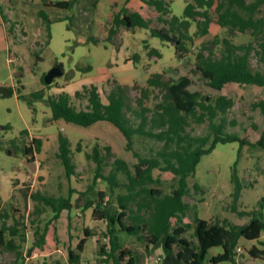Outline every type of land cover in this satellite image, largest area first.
<instances>
[{"label": "rangeland", "instance_id": "1", "mask_svg": "<svg viewBox=\"0 0 264 264\" xmlns=\"http://www.w3.org/2000/svg\"><path fill=\"white\" fill-rule=\"evenodd\" d=\"M36 1V0H35ZM49 1V0H45ZM58 1V0H51ZM169 3L171 14L181 16L186 0H165ZM252 1V0H247ZM91 0H78L71 9H57L42 6L41 2L30 0H0V85L12 88L7 96H0V212H7L8 224L19 220V229L25 231V241L22 242L23 264H70L68 248H76L77 242L84 237V229L99 236L101 244L108 245L104 235L106 222L95 220L91 208L83 210V200L76 205L80 193L92 186L90 195L101 190L107 195L112 207L118 206L117 194H125L126 188L115 187L110 191L107 182L102 179L94 181L95 164L85 156L95 144L110 146L103 169L108 174L116 157L122 158L132 169L137 161L133 152L140 155H150L160 149L162 143L153 138L135 140L132 149L126 148V140L118 129L107 121H98L90 126H80L65 122L62 119L51 120V111L44 99L33 100L32 105L26 99L19 97L18 87L23 85L21 93L29 95L32 91L43 90L44 97L65 91L71 96L85 85L94 84L98 87L101 98L106 102L110 89L109 80L128 84L129 96L135 100L141 94V88L146 86L147 78L156 72L166 71L167 77L190 73L192 65L184 66L176 57L174 46L151 36L149 29L135 27L126 29L120 27L111 39L108 38L109 28L114 13L124 6L129 11H136L145 18H151L152 26H162L156 17L157 12L142 0H98L95 10L90 11ZM40 8H44L52 19L50 24V40L43 41V28L38 16ZM78 14L76 26L67 27L66 20H56L59 15ZM214 18V11H211ZM192 25L189 32L192 33ZM92 36L97 42L88 40ZM218 37H230L234 43L250 40L248 33H235L229 36L224 28L214 21L210 22L206 35L193 38L189 44L196 51L207 44L216 54L222 46L212 44ZM39 43V44H38ZM151 48L159 51V56L150 55ZM40 59L36 61L35 53ZM137 55L136 62H126ZM191 60L193 55L191 54ZM253 69L264 70V60L258 61L251 55ZM61 64L63 75L56 77L49 85L41 81V77L54 65ZM195 82L191 90L201 88L207 93H222L233 99V105L223 115L226 130L236 132L254 141L264 128V88L252 85L227 83L219 92L208 87L197 74L190 73ZM71 75V76H68ZM157 90H153L147 106L152 107L158 100ZM77 108L85 107V101L73 100ZM220 116V115H219ZM218 116V117H219ZM218 117L216 119H218ZM219 120V119H218ZM26 129V133L21 134ZM187 130L191 135L207 132V121L201 124L191 123ZM66 135L70 142L71 156L75 164V173L68 179L57 156L58 135ZM40 138L39 150H33V160L24 153V147L29 146L32 138ZM33 164L34 168H31ZM236 174L241 189L237 199L234 198L235 185L231 178ZM153 177L157 180L148 184L149 188L158 190L156 195L170 193L176 187V180L169 171L153 169ZM120 181H126L121 173L117 174ZM188 192L183 196L187 209L183 214L171 218L170 230L181 227L180 236L197 243L194 233L195 217L210 222L227 220L241 224L250 220L251 213L258 209L264 221V149L261 147L240 146L239 142L218 143L215 148L201 156L193 175L187 177ZM69 189H73L71 199L73 207L68 212L64 210L58 219L49 226L43 249H34L31 255L28 249L34 241L31 220L43 226L52 216L49 207L33 200L32 194L39 191L43 194L66 197ZM146 197V194L142 193ZM138 198H136L137 200ZM128 216L125 223L130 224L137 217L149 216V211L137 209V202L127 205ZM235 210H234V209ZM247 214L239 216L238 212ZM15 217V218H14ZM123 246L130 247L137 256V264H159L163 259L160 246L147 247L144 240L124 231L117 232ZM85 248L80 253L77 264H106L100 262L96 250L98 244L95 236L85 237ZM256 245L264 249V233L258 240L240 238L234 249V260L237 264H264V259L253 258L248 251ZM222 251L221 247L210 248L201 264H232L229 261L210 262L211 256ZM15 261V253L0 247V262L11 264Z\"/></svg>", "mask_w": 264, "mask_h": 264}, {"label": "trees", "instance_id": "2", "mask_svg": "<svg viewBox=\"0 0 264 264\" xmlns=\"http://www.w3.org/2000/svg\"><path fill=\"white\" fill-rule=\"evenodd\" d=\"M78 0H42V6L57 9H71ZM157 12L156 19L162 26H152L151 18H145L136 11H129L124 6L114 13L109 28L108 38L120 27L133 29L142 27L149 29L151 36L158 37L164 42L174 46L176 57L184 66L192 65L190 73L197 74L199 79L208 87L220 91L227 83L240 85L252 84L264 88V70L253 69L251 65L252 53L258 61L264 60V0H186V5L181 16L171 14L169 3L165 0H142ZM98 0H91L90 11L95 10ZM214 11V18L211 14ZM76 13L72 15H59L52 17L56 20H66L69 29L76 26ZM38 16L43 28V41L48 44L50 40V24L52 19L44 8H40ZM214 21L219 27L224 28L229 36L235 33H248L250 40L243 43H234L230 37H218L212 44H220L222 48L216 54L211 45L207 44L193 51L189 44L194 37L206 35L209 32L210 22ZM195 30L190 33L191 26ZM88 40L97 42L92 36ZM39 44V43H38ZM36 61L40 59L38 52H34ZM150 55L159 56V51L151 48ZM191 54L193 59L191 60ZM137 55L132 60L136 62ZM58 65H61L58 63ZM190 73H185L177 78L167 77L166 71L151 74L146 81V86L141 88V94L135 100L129 96V85L109 80L110 89L106 95V102L101 98L96 85H85L77 90L73 96L65 91L48 94L44 97L43 90L32 91L29 95L21 93L23 85L18 87L19 97L26 99L29 105L33 100L44 99L51 111V120L62 119L65 122L80 126H90L98 121H107L114 125L126 140V148L132 149L135 140L139 138H153L162 143L160 149L150 155H140L134 151L137 161L132 169L122 158L113 160L112 170L106 175L103 173L107 156L111 153L110 146L95 144L85 156L95 164L94 181L102 179L107 182L110 191L115 187L126 188L125 194H117L118 206L112 207L108 200H104L107 193L98 190L90 195L92 186L80 193L76 205L84 201L83 210L91 208V215L95 220L106 222L104 235L108 238V245L101 244L99 236L84 229V237L76 244V248H68L70 264H77L80 253L84 249L85 237L95 236L98 244L96 250L100 262L106 264H137L135 252L128 246H123L119 241L117 232L124 231L136 235L147 243V247L160 246L163 259L159 264H201L207 251L212 247H221L222 251L211 256L210 262L219 263L229 261L237 264L233 254L239 239L258 240L264 233V221L261 216V205L251 213L250 220L246 223L236 224L224 220L223 222H210L206 219L195 217L194 233L197 243L180 236L183 228L177 227L170 230L171 218L183 214L187 203L183 196L188 192L187 177L193 175L196 165L202 155L211 152L216 144L237 141L240 146L261 147L264 149V128L259 136L250 141L236 132L226 130L223 115L233 105V99L222 93L210 94L197 88L191 90L195 80ZM43 82V76L41 77ZM44 83V82H43ZM11 93L12 88H9ZM153 90H157L158 99L152 107L147 106ZM85 101V107L77 108L73 100ZM264 109L263 102H260ZM220 115V116H219ZM219 116V117H218ZM218 117V119H216ZM207 121V132L200 135H191L187 127L191 123L201 124ZM26 133V129L20 132ZM57 156L64 168L66 177L75 173V164L72 160L70 142L66 135H58ZM1 145V140H0ZM40 138H32L29 146L24 147V153L33 160V150H39ZM158 168L169 171L176 180V187L164 195H156L158 190L149 188L148 184L157 181L153 169ZM125 176L126 181H120L117 174ZM232 182L235 185L234 198L237 199L241 184L233 173ZM73 189H69L66 197L43 194L36 191L32 194L33 200L49 207L52 213L43 226L34 220L30 221L34 241L28 249L31 255L34 249H43L45 236L52 221L59 218L60 214L73 207L71 199ZM146 194L147 198L142 195ZM136 198H138L136 200ZM264 201V198L263 200ZM137 202V209L149 211L148 218L137 217L130 224L125 223L128 216L127 205ZM79 206V205H78ZM234 209V208H233ZM235 210V209H234ZM131 211V210H130ZM247 214L238 212L239 216ZM7 212H0V247L15 253V261L11 264H23L22 242L25 241V231L19 229V220L8 224ZM15 218V217H14ZM253 258L264 259V249L256 245L248 251ZM0 264H8L0 262Z\"/></svg>", "mask_w": 264, "mask_h": 264}, {"label": "water", "instance_id": "3", "mask_svg": "<svg viewBox=\"0 0 264 264\" xmlns=\"http://www.w3.org/2000/svg\"><path fill=\"white\" fill-rule=\"evenodd\" d=\"M63 69L61 67V65H54L52 68H50L44 75H43V82L46 85H49L53 82V80L56 77H59L61 75H63ZM71 76V75H68ZM11 91L9 90V88L0 85V96H7L10 95ZM31 168H34L33 164H31Z\"/></svg>", "mask_w": 264, "mask_h": 264}, {"label": "crops", "instance_id": "4", "mask_svg": "<svg viewBox=\"0 0 264 264\" xmlns=\"http://www.w3.org/2000/svg\"><path fill=\"white\" fill-rule=\"evenodd\" d=\"M30 1H32V2H34V3H39V2H41L42 3V0H30ZM49 1H51V0H49ZM130 59V58H129ZM129 59H127L126 60V62H131L132 60H129ZM84 248H85V245H84ZM83 251H84V249H83Z\"/></svg>", "mask_w": 264, "mask_h": 264}, {"label": "flooded vegetation", "instance_id": "5", "mask_svg": "<svg viewBox=\"0 0 264 264\" xmlns=\"http://www.w3.org/2000/svg\"><path fill=\"white\" fill-rule=\"evenodd\" d=\"M62 67V66H61Z\"/></svg>", "mask_w": 264, "mask_h": 264}]
</instances>
